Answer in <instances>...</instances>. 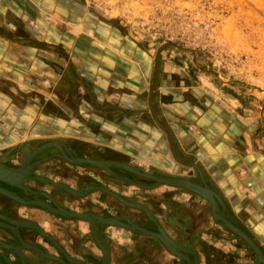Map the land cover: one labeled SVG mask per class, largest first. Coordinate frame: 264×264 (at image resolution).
I'll return each mask as SVG.
<instances>
[{"label": "crops", "instance_id": "0c3cea01", "mask_svg": "<svg viewBox=\"0 0 264 264\" xmlns=\"http://www.w3.org/2000/svg\"><path fill=\"white\" fill-rule=\"evenodd\" d=\"M121 31L79 0H0V164H16L36 149L40 151L35 157L54 148H45V144L60 143L67 153L87 157L73 155L78 158L109 157L119 161H106L141 168L157 178H184L200 185L202 181L222 200L227 216L236 220L234 225L247 235L264 234V156L252 151L249 134L253 127L232 116L225 102L228 100L221 97L212 82L204 84L196 72L185 71L186 66L178 58L145 53L134 37L130 39ZM68 163L51 160L37 173L76 185L74 174L82 178L78 174H82V167ZM58 168L67 175L57 173ZM97 173L85 170L86 180L104 184ZM132 176L135 181L149 180ZM149 181L154 185V180ZM26 186L33 190L39 185L32 181ZM108 186L123 199L147 207L169 236L223 234L222 228L229 231L212 218L204 199L185 189L166 185L145 190L130 185ZM43 190L48 193L50 188L44 185ZM191 197L195 202L190 201ZM84 201L86 207L100 211L109 207L97 193L87 195ZM200 203L207 205L209 216H200L199 210H205ZM69 209L82 212L75 203L69 204ZM0 210L6 215L0 214L5 226L6 221H26L40 227L61 245L71 262L82 261V243L84 249L91 246L80 220L59 217L2 195ZM128 210L135 221L143 219L152 224L142 211ZM118 211L126 212L124 208ZM209 228L219 231L206 232ZM19 233L23 242L14 247L22 260L40 264L37 248L62 258L45 237L26 228H20ZM133 233L138 234L125 228L107 229L115 245L126 244L119 241L120 236ZM259 238L264 241V236ZM16 243L7 231L0 232V247ZM200 248L204 255L201 264H226L224 258H217V251L215 260L210 248ZM88 249L86 252L92 253ZM155 256L160 264L168 261L159 253Z\"/></svg>", "mask_w": 264, "mask_h": 264}, {"label": "rangeland", "instance_id": "374dc122", "mask_svg": "<svg viewBox=\"0 0 264 264\" xmlns=\"http://www.w3.org/2000/svg\"><path fill=\"white\" fill-rule=\"evenodd\" d=\"M79 1L105 22L120 28L130 39L134 37L145 53L149 51L170 60L178 58L181 65L186 66L185 71L196 72L204 84L212 82L220 90L221 97L228 100L221 98L228 104L232 116L253 127L249 132L252 151L264 156V0ZM194 199L191 197L190 201L195 202ZM200 204L205 209L199 210L200 216H209L207 205ZM233 223L236 224V220ZM213 230L219 231L209 228L206 232L213 233ZM220 230L223 234L172 235L190 247L203 242L212 250L215 260L217 251V258H224L226 264H252L254 253L249 247L235 234ZM248 235L264 252V241L259 238L264 234ZM120 237V242L129 240ZM127 237L131 238L130 234ZM117 245L121 248L125 244ZM131 250L128 247V251ZM115 251L121 256L122 252ZM201 260L203 263V254ZM181 261L175 263L182 264ZM140 263L148 264V261Z\"/></svg>", "mask_w": 264, "mask_h": 264}, {"label": "flooded vegetation", "instance_id": "af4514ba", "mask_svg": "<svg viewBox=\"0 0 264 264\" xmlns=\"http://www.w3.org/2000/svg\"><path fill=\"white\" fill-rule=\"evenodd\" d=\"M40 144H38L37 146H35L33 149L37 148ZM32 149V150H33ZM69 149V148H68ZM37 150V149H36ZM62 152H59L58 149L56 148H49V149H45L41 154L37 155L35 157V155H32V151L31 153H29L26 157L23 156L22 158H19L16 162V164H8V163H3L4 166L7 167V169L9 168V170L12 171H16L19 170V168L22 166V164L24 163V165H26V161L30 159L29 164L27 165V167L29 168V176L27 177V179L24 182H21L22 186H23V192L27 193L28 195H33L34 197L30 196L28 198H26L24 195H21L19 193H17L20 197L24 198L25 200L29 201V200H33V201H38V202H43L44 204L48 205L50 208H56L61 211H70L71 209H69V204H77L78 206H80V208L82 209V212H76V213H95L98 216H101L102 218H111V217H119L121 218V222L125 223V221L123 220H128L130 223H136L138 226L142 227V228H146L149 230H153L154 229V225H152V227L149 225H147L148 223H146L145 220H140V221H135L134 217L131 216L132 214L129 212L128 209H132L129 207H121V205L118 202H120L117 198L113 197L114 199H111L107 194L101 192L100 190H95V191H90V192H84L82 191L84 188H90V187H97V186H104L107 190H109L110 192L114 193L113 191L110 190L109 188V184H113L114 186H135V185H131L125 180V178H129L130 180L136 182L137 184H139V186H136L135 188L137 190H145L150 188L149 185L151 183V181L145 179L144 181L147 183H145L143 180L142 181H135V179H132V175L127 173V172H123L119 169H112L113 172L116 173V175H110L104 171H102L101 169L98 168H92L87 164H84L80 167H82V174L78 173L80 177L79 178L78 175L74 174L75 178H76V185H70L69 183L65 182L63 179L58 178V180H55L53 177H47V176H42L41 174H38L37 169L39 167H41L43 164L51 161V160H59V161H63L66 162V159H64V157H62L63 155H68L69 153H67L64 150V147L62 146ZM70 150V149H69ZM73 155L78 156V157H85L83 154L82 156H79L75 153L72 152ZM71 155V154H70ZM71 155V156H73ZM73 156V157H75ZM76 157V158H78ZM81 158V159H84ZM62 159V160H61ZM93 159H103V161L105 160H113V161H119L117 159H112L109 157H105V158H97L94 157ZM25 161V162H24ZM69 164V163H68ZM1 165V164H0ZM2 165V166H3ZM87 169H94L98 171V175L101 177L100 180L104 182V184L100 183V182H89V180H86L85 178V170ZM57 173H62V175H67L65 174V172L63 173V169L62 168H58L57 169ZM77 173V172H76ZM82 175V176H81ZM156 176V175H155ZM82 180V182H80ZM34 181V183L38 184L39 186L33 187V190H29L26 186L27 183ZM155 184V183H154ZM47 185L50 190L48 191V193L46 192L47 190H43V186ZM92 185V186H91ZM0 187H6L8 188V186H6L5 184L0 182ZM147 187V188H146ZM152 187H154L152 185ZM67 189L72 190V191H77V192H82V199H75V197L67 192ZM16 189L13 188V191H15ZM21 192V191H20ZM92 193H97V197L99 200H101V202H105L107 204H109L106 208L105 211H100L99 209H94L91 207H86L87 203L84 201L87 195H90ZM87 194V195H86ZM117 195V194H116ZM119 196V195H118ZM121 197V196H120ZM34 198V199H31ZM122 198V197H121ZM43 201H42V200ZM123 199V198H122ZM127 202H130L127 199H124ZM82 201V205L81 204ZM121 203V202H120ZM130 203H134V202H130ZM122 204V203H121ZM138 204V203H137ZM124 205V204H123ZM125 206V205H124ZM12 209H15V204H13ZM119 207V208H118ZM125 209V213H121L118 210L121 209ZM165 210H167L170 212V207H167ZM95 211V212H94ZM141 211V210H140ZM75 212V211H72ZM53 215L59 216L53 212H50ZM0 214L5 215V213L2 212V210H0ZM142 214L144 215V217L146 218V215L142 212ZM6 216V215H5ZM1 218V216H0ZM10 219V218H9ZM11 220V219H10ZM22 221H20L21 223ZM27 223L28 225L33 226L30 222H24V224ZM82 223L85 224L84 228H83V233L86 234L87 236L90 238L91 240V246L89 249L92 250V253H88V251L86 252V250L88 249H84L83 247V243H82V264H102V259H103V255L104 252L106 253L105 259H104V263L105 264H141L140 261L141 260H147L148 264H160L155 256L156 253H159V257H161L164 261L165 258L168 259V261L166 262V264H177L175 263L176 261H181V259H179L176 256L171 255L166 249L163 248V246H161V243L152 238V239H148L151 238L150 236H146L143 235L141 233L136 234H130L131 238L126 237V239H129L127 241V243L129 245H122L123 247L120 248V246L115 245L116 243H114L109 235H107V229L110 228L111 226H105V227H100L98 231L97 229H95V233H96V239L98 240V242L96 241V239H94L92 232L90 231V224H88L87 222L82 220ZM129 224V223H127ZM8 225L5 226V224H3L0 221V232L3 231H7L8 230L5 228ZM34 227V226H33ZM119 229V228H118ZM127 231V230H125ZM128 232V231H127ZM134 232V231H133ZM9 233V232H8ZM137 233V232H136ZM10 234V233H9ZM20 234V233H19ZM140 236V237H137ZM173 240H175L178 244H180L181 246L190 249V250H196L194 252L197 253L198 256V264H201L202 260H201V246L203 245V242H196L198 245L196 246L195 244H192V247L184 245L181 241L177 240L176 238H174L173 236H171ZM49 238L51 240H48L46 238V241L53 247L56 248L57 252L58 248L56 247V245L58 244L55 240H53L50 236ZM193 240H195L194 238H192ZM146 240V241H145ZM151 240H154L151 242ZM148 241V242H147ZM141 242V244H139ZM152 244V245H151ZM13 246H18L19 243L16 244H12ZM59 245V244H58ZM126 246V247H125ZM200 246V247H198ZM59 247H61V245H59ZM128 247L132 248L131 251H128ZM5 248H9L7 245H5ZM62 248V247H61ZM122 248L124 249V252L122 251ZM63 249V248H62ZM88 249V250H89ZM115 249H118L119 252H122L121 256H119L118 254H116ZM250 249V248H249ZM64 250V249H63ZM128 251V252H126ZM3 251L0 249V253H2ZM44 254L49 255L48 253H46L45 251H43ZM252 252V251H251ZM263 252V251H262ZM253 253V252H252ZM164 254V255H163ZM264 254V253H263ZM60 255V252H59ZM58 255V256H59ZM118 255L119 258L116 259V256ZM42 256V255H41ZM62 256V255H61ZM254 256V260L252 262V264H255L256 258L255 255ZM192 259V256H189ZM23 258L21 257H17L14 256L11 258V256H9V260H11L10 262H12L13 264H20V260H22ZM25 260H22V262L24 263ZM29 261V260H28ZM0 262L3 264H6L5 262L2 261V259H0ZM30 262V261H29ZM182 264H185L184 262L181 261Z\"/></svg>", "mask_w": 264, "mask_h": 264}, {"label": "water", "instance_id": "95a60500", "mask_svg": "<svg viewBox=\"0 0 264 264\" xmlns=\"http://www.w3.org/2000/svg\"><path fill=\"white\" fill-rule=\"evenodd\" d=\"M165 44H168V43H165ZM174 46L176 48H178L177 45H174ZM58 150L60 151V149H58ZM139 169H141V168H139ZM128 173L129 174H132V175H135V176L143 177L140 174H136V173H133V172H128ZM10 177H12L11 171H8V170L6 171V169L4 167H0V182L3 183V184H5L6 186H8V188H17V189H19L21 191V189L18 188L17 186H14L13 187L10 183H7L8 180L10 179ZM125 180L127 182H129L130 179L129 178H125ZM151 180H155V179H152L151 178ZM163 180H167L166 182H164V184H166L167 186H171V187H175V188H183V189L190 190V192H192V194L197 195L200 198H204V199L208 200V202H210V204L212 205V207L214 205L215 208H216V210H217V212H218V213L217 212L214 213V211L212 210V215L214 216V218H216L219 223H221L226 228H228V230H230V232H232L237 237H239L256 254V264H257L258 259H259V255L262 256V253H261L260 249L258 248V244L252 238H250L246 233H244V231H242L241 229H239L238 227H236V225H233L232 220L229 219L230 221H228V219H226V218H224L223 216L220 215V212H224L225 211V205H224V203L222 202V200H221V202L219 201L220 204H219V209H218V205H217L218 198L216 197L215 193L212 190H210V189L204 190V187L202 186L203 185V182L202 181H201V185H200L198 183L190 182V181H187V180H184V179H166L165 178ZM156 181L159 182L160 179L157 178ZM173 181H181V182H179V183L178 182H174L173 183ZM133 185L139 186V184H137V183H134ZM160 185H162V184H160ZM149 187H152V186H149ZM8 188H6V187H0V189H2L4 191H8V194H6V195L11 197L10 194L12 192L9 191ZM104 190L107 191L106 189H104ZM107 192L115 195L116 198H118L119 200L124 201L122 198H120V196H118V195L110 192L109 190ZM23 194L28 195L25 192H23ZM30 196H33V195H30ZM18 199H20V196L18 197ZM124 202L127 204V206L129 208L131 207L130 205H132L134 208L141 210L146 215V218L148 220H150L152 222V224L154 225V229L153 230H149V229H146V228H142V227L136 225L135 229L138 232H142L144 234H150L153 237L160 239L164 244H167L170 241L169 244H168V245H170L168 247V249L170 251H174L175 250L174 251L175 252V255L177 257H179L185 264H196V255L192 251L188 250V252H190V254L192 256V259H191L188 255H184L183 252H180L177 249L171 250L172 247L174 246L173 243H172V241L169 240L166 236H164V238L167 240V242H166V240H163V238L161 236L162 235L161 234L162 233V229H161L160 225L158 224V222L156 221V219L153 217V215L150 213V211L145 206L137 205V204H129L126 201H124ZM24 203H26V201ZM31 205L38 206V207L42 208L41 206L36 205L35 203H32ZM42 209H44V208H42ZM68 213L69 214H72V215H75V216L68 217L70 219L84 220L85 222H89L90 223V231L92 232V235H93L94 239H96V233L94 232V227H95L94 226L95 223L93 222L94 220H92V219L87 220L85 218H82L81 217L82 215H79V214H76V213H73V212H68ZM225 216L227 217L226 211H225ZM62 217H65L66 218V216H64V215H62ZM123 221H125V224H123L121 222L120 223L117 222V223L119 225H126L127 223H129L128 220H123ZM131 224L132 225H135L133 222ZM111 225L117 226L116 223H112ZM13 228H15V224H11V227L10 228H6V229L8 230V232L10 233V235L17 240V242L19 244H21L23 242V240H22V238H21V236L19 234V229L20 228H26V229L32 230V231L38 233L39 235L47 238L48 240H51L49 238V235L47 233H45L38 226H34V227L18 226L15 231H13ZM97 228H99V227H97ZM97 231H98V229H97ZM96 241L98 242L97 239H96ZM11 247H12L11 249L10 248L7 249L5 247H0V249L3 251L2 253H0V259H2V261L5 262L6 264H13L12 262H10L9 256H17V257H19V254L15 250V247L14 246H11ZM56 247L58 248V251L62 255V258L55 257V256H52V255H48L46 257L45 256H41L40 253H44L43 250L41 248H37L36 249V251L40 252V253L36 252L38 254V259L40 261V264H43V261H42L43 259L50 260V261H52V262H54L56 264H82L81 261H78V260H75V259H72V258L71 259L74 262H71L68 259V257H67L68 255L65 253V251L61 247H59L58 245H56ZM182 249L183 250H186L184 248H182ZM29 250H32V249H29ZM104 259H105V252H104V255H103V259H102V264H105L104 263ZM19 262H20V264H33L32 262H29L28 260H25L24 263L22 262V260H20ZM0 264H3V263L0 262Z\"/></svg>", "mask_w": 264, "mask_h": 264}, {"label": "bare ground", "instance_id": "6f19581e", "mask_svg": "<svg viewBox=\"0 0 264 264\" xmlns=\"http://www.w3.org/2000/svg\"><path fill=\"white\" fill-rule=\"evenodd\" d=\"M60 144V143H59ZM58 143H55V144H45V146H43V147H45V148H47V147H54V148H58V149H60V152H62L63 153V150H62V145H61V147H60V145H59ZM42 148V147H41ZM39 149H37V150H35L34 152H32V155L34 154H36L37 153V151H38ZM40 151V150H39ZM64 154V153H63ZM33 155V156H34ZM62 157H64V159H66V161L67 162H69L70 164H74V165H78V166H82V165H84V164H88L89 166H92V167H97V168H101V169H103V170H105V171H107V172H109L110 174H113V172H112V170H111V168L112 167H118V168H121V169H124L125 171H128V172H133V173H136V174H140L141 176H143L144 178H148L149 180H151V178L152 179H155L154 180V182H155V184L153 185L154 187L155 186H158V185H160V184H162V185H166V184H164V182H166L167 180H163V179H165V178H158V179H160V181L159 182H157L156 180H157V177H154V176H150V175H147V174H145V173H143L140 169H136V168H132V167H130L129 165H127V164H124V163H120V162H118V163H116V162H111V161H103V160H90V159H81V158H76V157H73V156H71L70 154H69V156L68 155H63ZM29 161H30V159L29 160H27L26 161V165H24V163L22 164V166L19 168V170H16V171H12V170H9V169H7L6 167H4V166H2V165H0V167H4L5 169H6V171L8 170V171H11V174H12V177H10V179L8 180V182L7 183H10L13 187L14 186H17L18 188H20L21 189V191H23V186H22V184H21V182H24L26 179H27V177L30 175L28 172H29V168L27 167V165L29 164ZM25 162V161H24ZM154 177V178H153ZM166 179H184V178H172V177H166ZM184 180H186V179H184ZM188 181V180H187ZM129 182H130V180H129ZM169 182V181H168ZM174 182H181V181H173V183ZM191 182V181H190ZM157 183V184H156ZM167 186V185H166ZM203 187H204V190H207V189H210L209 187H207L206 185H202ZM171 187V186H170ZM9 189V191H11L12 193L10 194L11 195V197L10 196H7L6 194H8V191H4V190H2V189H0V195H2V196H5L6 198H9L10 200H13L14 202H17V203H19L20 202V204L22 203L23 205H31L32 203H35L36 205H39V206H41L42 208H44V209H46V210H48L49 212H53V213H55V214H57V215H64V216H66V218H68V217H71V216H75V215H72V214H69L68 213V211H64V210H59V208L58 209H54V208H51L50 209V207L48 206V205H46V204H44L43 202H38V201H33V200H29V201H27V200H25L24 198H22V197H20V199H18V197H19V195L16 193V192H14L13 191V188H8ZM104 189H106L105 187H103V186H97V187H90V188H84L82 191H84V192H90V191H92V190H101L102 192H104V193H106V194H108V195H112L113 197H115L116 198V196L115 195H113V194H111V193H108L107 191H105ZM183 189V188H182ZM185 190H187V189H185ZM210 190H212V189H210ZM187 191H189L190 192V190H187ZM213 191V190H212ZM67 192H69V193H71L73 196H75V197H82L83 195H82V192L80 191V192H77V191H72V190H69V189H67ZM214 192V191H213ZM192 193V192H191ZM215 193V192H214ZM27 194V193H26ZM215 195H216V197L218 198V203H217V205L219 206V201L221 202V200L219 199V197L217 196V194L215 193ZM18 196V197H17ZM121 198V197H120ZM118 199V198H117ZM202 199H204V198H202ZM119 200V199H118ZM124 200V199H123ZM208 204H209V206H210V211H211V216H212V218L216 221V222H218V220L216 219V218H214V216L212 215V210L214 211V213L215 212H217V210H216V208H215V206L213 205V207H212V205L210 204V202H208V200H206V199H204ZM26 201V203H24ZM122 204H124L125 206H127V204L124 202V201H122V200H119ZM127 202V201H126ZM127 203H129V204H137V203H130V202H127ZM137 205H142V204H137ZM131 207L130 208H134L132 205H130ZM142 206H144V205H142ZM128 207V206H127ZM147 208V207H146ZM134 209H136V208H134ZM148 209V208H147ZM218 209H219V207H218ZM137 210H139V209H137ZM69 212H72V211H69ZM73 213H76V212H73ZM151 213V212H150ZM218 213V212H217ZM76 214H79V215H82L81 217L82 218H85V219H87V220H89V219H92V220H94L93 222L95 223L94 224V231H95V229H97V227L98 226H100V227H104V226H111V227H118V228H125V229H128V230H131V231H134V232H137V233H141V234H143V235H146V236H150L151 238H154V239H156V240H158L161 244H162V246L164 247V249H166L171 255H173V256H176L175 255V250L174 249H177V250H179L180 252H183L184 253V255H188V256H191V254H190V252H188V250H190V249H187V248H185V247H183V246H181L180 244H178V243H176V241H174L172 238H171V236H169L168 234H166V232L163 230V228L161 227V229H162V238H163V240H166L165 238H164V236H166L169 240H171L172 241V243H173V247H172V249L171 250H174V251H170L169 249H168V247L170 246V245H168L169 244V242L167 243V244H164L160 239H158V238H155V237H153L152 235H150V234H144V233H142V232H138L136 229H135V227H136V223H134L135 225H132L130 222H129V224H126V225H119L117 222H121V218H119V217H109V218H102L101 216H98V215H96V214H94V213H76ZM220 215L221 216H223L224 218H225V216H224V213L223 212H220ZM154 217V216H153ZM155 218V217H154ZM80 221H82V220H80ZM84 221V220H83ZM157 221V220H156ZM229 221V220H228ZM158 222V221H157ZM6 223H7V227H5V228H10L11 227V224H15V228H13V231H15L16 230V228L18 227V226H29V227H33V226H31V225H28L27 223H20L19 221L18 222H14V221H6ZM87 223H89V222H87ZM112 223H116L117 224V226H115V225H111ZM121 223H123V222H121ZM219 223V222H218ZM90 224V223H89ZM107 224V225H106ZM109 224V225H108ZM123 224H125V223H123ZM159 224V223H158ZM221 224V223H220ZM160 225V224H159ZM234 225V224H233ZM138 226V225H137ZM224 226V225H223ZM225 227V226H224ZM237 227V226H236ZM239 228V227H238ZM228 229V228H227ZM240 229V228H239ZM230 231V230H229ZM166 242H167V240H166ZM10 249L12 248V247H10V246H8ZM9 248H7V249H9ZM182 248H184V249H186V250H183ZM258 248L260 249V247L258 246ZM15 250L18 252V254H19V250L15 247ZM251 250V249H250ZM190 251H192V250H190ZM252 251V250H251ZM260 251H261V253H262V256L261 255H259V259H258V262H257V264H264V254H263V252H262V250L260 249ZM195 255H196V264H198V256H197V254L194 252V251H192ZM253 252V251H252ZM254 253V252H253ZM254 255H255V258H256V254L254 253ZM105 256H106V253H105ZM19 257H20V255H19ZM177 257V256H176ZM179 258V257H178ZM180 259V258H179ZM193 261V260H192ZM105 262V261H104ZM255 264H256V261H255Z\"/></svg>", "mask_w": 264, "mask_h": 264}]
</instances>
